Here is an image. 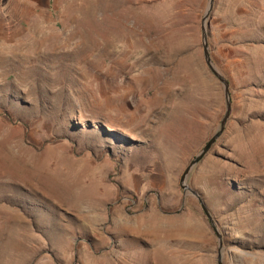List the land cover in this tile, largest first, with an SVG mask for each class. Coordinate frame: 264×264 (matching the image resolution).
<instances>
[{"label":"rangeland","instance_id":"374dc122","mask_svg":"<svg viewBox=\"0 0 264 264\" xmlns=\"http://www.w3.org/2000/svg\"><path fill=\"white\" fill-rule=\"evenodd\" d=\"M208 3L0 0V264H218L180 185L226 109ZM209 22L232 114L188 184L224 264H264V0Z\"/></svg>","mask_w":264,"mask_h":264},{"label":"water","instance_id":"95a60500","mask_svg":"<svg viewBox=\"0 0 264 264\" xmlns=\"http://www.w3.org/2000/svg\"><path fill=\"white\" fill-rule=\"evenodd\" d=\"M214 4H215V0H209L206 12L204 14L203 17V21H202V43H203V52H204V59H205V63L207 68L209 69V71L218 79V81L222 84L223 89H224V98H225V104H226V109H225V114L223 119L221 120V124H220V128L219 130L215 133V135L208 141V143L204 146V148L202 149V151L189 163L188 167L185 169L181 180H180V185H181V189L183 190L184 194L190 195L195 197L200 205L201 208L206 216V218L208 219V221L210 222V224L212 225L214 231L217 234L218 237V242H219V254H218V264H224L223 262V240H222V235L219 232V229L217 227V224L214 221V218L211 214V212L209 211L205 201L203 200V197L201 196L200 193H198L197 191L193 190L189 184H188V180H189V176L191 174V172L194 170V168L200 164L203 159L209 154V152L211 151V149L213 148V146L217 143V141L221 138V136L223 135L225 129H226V125L231 117L232 114V98H231V92H230V83L229 81L217 70V68L215 67L213 60L210 56V47H209V29H210V17L212 14V11L214 9Z\"/></svg>","mask_w":264,"mask_h":264},{"label":"bare ground","instance_id":"6f19581e","mask_svg":"<svg viewBox=\"0 0 264 264\" xmlns=\"http://www.w3.org/2000/svg\"><path fill=\"white\" fill-rule=\"evenodd\" d=\"M122 222V226H129V224L131 223L130 222V220H128V219H126V218H124L123 219V221H121ZM136 222V221H135ZM137 223V222H136ZM133 224H135V223H133ZM131 226V225H130ZM134 226V225H133ZM120 227H121V225H120ZM137 227H138V225H137ZM123 228V227H122ZM133 228V227H132ZM137 229V228H136ZM141 230V229H140ZM138 233V232H137ZM142 233V232H141Z\"/></svg>","mask_w":264,"mask_h":264}]
</instances>
